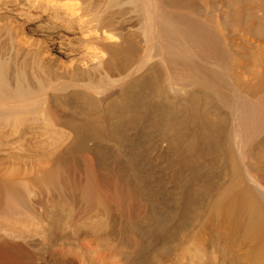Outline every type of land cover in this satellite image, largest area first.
<instances>
[{
    "label": "bare ground",
    "instance_id": "obj_1",
    "mask_svg": "<svg viewBox=\"0 0 264 264\" xmlns=\"http://www.w3.org/2000/svg\"><path fill=\"white\" fill-rule=\"evenodd\" d=\"M0 264H264V0H0Z\"/></svg>",
    "mask_w": 264,
    "mask_h": 264
}]
</instances>
